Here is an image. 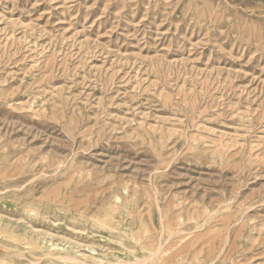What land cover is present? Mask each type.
Returning <instances> with one entry per match:
<instances>
[{"label":"rangeland","instance_id":"1","mask_svg":"<svg viewBox=\"0 0 264 264\" xmlns=\"http://www.w3.org/2000/svg\"><path fill=\"white\" fill-rule=\"evenodd\" d=\"M122 263L264 264V0H0V264Z\"/></svg>","mask_w":264,"mask_h":264},{"label":"bare ground","instance_id":"2","mask_svg":"<svg viewBox=\"0 0 264 264\" xmlns=\"http://www.w3.org/2000/svg\"><path fill=\"white\" fill-rule=\"evenodd\" d=\"M160 245V244H159ZM162 247V246H161ZM157 253V252H156ZM153 257V256H152ZM146 260V259H145ZM123 264V263H122Z\"/></svg>","mask_w":264,"mask_h":264}]
</instances>
